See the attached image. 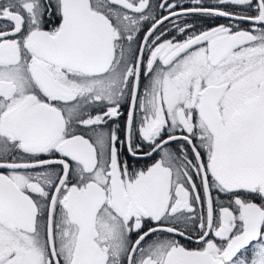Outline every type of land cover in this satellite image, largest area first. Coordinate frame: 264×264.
<instances>
[{
  "label": "snow or ice",
  "instance_id": "1",
  "mask_svg": "<svg viewBox=\"0 0 264 264\" xmlns=\"http://www.w3.org/2000/svg\"><path fill=\"white\" fill-rule=\"evenodd\" d=\"M0 264H264V0H0Z\"/></svg>",
  "mask_w": 264,
  "mask_h": 264
},
{
  "label": "flooded vegetation",
  "instance_id": "2",
  "mask_svg": "<svg viewBox=\"0 0 264 264\" xmlns=\"http://www.w3.org/2000/svg\"><path fill=\"white\" fill-rule=\"evenodd\" d=\"M170 2H171V0H170ZM178 2L181 3V4H184V3H188L189 0H178ZM224 22H225V21H224L223 19L217 21V23H224ZM151 162H152V161H151V160H148V159H141V160L138 162L137 167H139L140 165H147V164H149V163H151ZM182 242H185V243H186V241H183V240H182ZM190 246H191V245H190Z\"/></svg>",
  "mask_w": 264,
  "mask_h": 264
}]
</instances>
